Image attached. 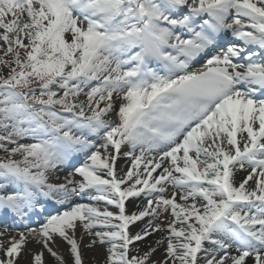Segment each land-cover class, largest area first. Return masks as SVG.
I'll return each mask as SVG.
<instances>
[{
  "label": "snow or ice",
  "instance_id": "obj_1",
  "mask_svg": "<svg viewBox=\"0 0 264 264\" xmlns=\"http://www.w3.org/2000/svg\"><path fill=\"white\" fill-rule=\"evenodd\" d=\"M0 69V264H264V0H0Z\"/></svg>",
  "mask_w": 264,
  "mask_h": 264
},
{
  "label": "bare ground",
  "instance_id": "obj_2",
  "mask_svg": "<svg viewBox=\"0 0 264 264\" xmlns=\"http://www.w3.org/2000/svg\"><path fill=\"white\" fill-rule=\"evenodd\" d=\"M130 166V162L127 161L124 158H121L118 160L117 162V170L119 173V170L121 168H123L125 171L127 169V167ZM247 173L246 172H239L237 174V181L239 182L240 180L243 179L244 176H246ZM87 202L86 200H82L80 197H75L73 199V203H85ZM139 200H133L130 199L127 202V211L129 214H131L134 210L136 211V204L139 203ZM34 219L32 220L33 225L36 224L37 219H43V217H33ZM144 222H137L135 225L130 226V231L132 233H135L137 231H139V229L142 227V224ZM161 234L157 233L155 235H153L152 237H149L147 241H142V242H137V247L141 249V251H144L147 249V246L149 243H153L154 241L160 239ZM85 243H87V241H85ZM37 246L35 244H29L28 248L29 249H34ZM59 252L61 253V255L64 257V259L68 262V264H71V258L70 255L67 251V246L66 245H61L59 248ZM95 255L96 256V264H104V259H105V251L102 247L100 246H96L93 248H87V247H82V256H83V261L84 264H94L92 261L91 256ZM163 255V248H160L157 250V252L153 255L152 259L153 260H159L162 258ZM45 261L46 264H55V262L53 261L52 257L48 255L47 252H45ZM30 262V257L28 255L27 252H25V254L20 258L19 260V264H29Z\"/></svg>",
  "mask_w": 264,
  "mask_h": 264
},
{
  "label": "rangeland",
  "instance_id": "obj_3",
  "mask_svg": "<svg viewBox=\"0 0 264 264\" xmlns=\"http://www.w3.org/2000/svg\"><path fill=\"white\" fill-rule=\"evenodd\" d=\"M7 71H8L7 69H0V74H4V75H6V74H7ZM136 210H137V209H136ZM134 211H135V210H134ZM134 211H133V212H134ZM91 258H92L93 263L96 264V263H95V261H96V256L93 255V256H91Z\"/></svg>",
  "mask_w": 264,
  "mask_h": 264
}]
</instances>
